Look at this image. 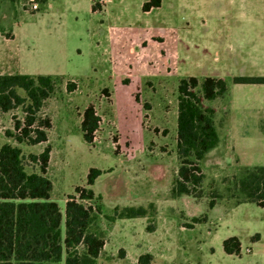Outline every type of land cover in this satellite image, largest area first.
I'll use <instances>...</instances> for the list:
<instances>
[{
	"label": "rangeland",
	"instance_id": "374dc122",
	"mask_svg": "<svg viewBox=\"0 0 264 264\" xmlns=\"http://www.w3.org/2000/svg\"><path fill=\"white\" fill-rule=\"evenodd\" d=\"M93 1L99 9L95 13L90 0H51V7L38 5L37 10L30 0H0V32L10 39L12 29L16 31L13 47H18L20 71L57 78L56 92L41 113L52 122L49 143L29 146L7 137L8 131L16 133L15 118L24 120L18 108L0 112V146L8 143L21 148L29 173L40 172L30 155L51 147L47 176L53 183L51 200L63 215V236L68 197H79L77 187L87 188L91 169L101 171L92 187L101 199L85 201L101 207L92 227L105 242L97 264H140L146 254L152 255L150 264H264V208L253 203L235 205L226 193L248 158L251 165L264 166V145L248 144L249 152L240 154L227 147L228 99L214 104L223 145L202 163L201 197L173 193L180 166V81L219 77L233 87L234 77L264 72L262 57L256 64L246 56H253L264 42L251 34L236 55L226 47L241 42L233 34L227 37L216 31L210 39L203 20L214 15L221 0H164L162 10L151 17L152 27L159 29L154 36L141 33L140 26L146 25L137 16L141 10H136V0L127 2L132 9L129 18H120V9L106 15L101 4ZM177 36L175 58L172 45ZM194 46L206 51L194 52ZM72 85L75 89L69 91ZM90 105L101 118L93 144L84 140L81 129L83 113ZM242 124L246 137L259 141L255 122ZM217 193L222 197L215 198ZM125 207H144L147 216L113 218L115 209ZM195 218L199 221L194 222ZM230 237L241 241L240 256L225 254L223 242Z\"/></svg>",
	"mask_w": 264,
	"mask_h": 264
},
{
	"label": "trees",
	"instance_id": "16d2710c",
	"mask_svg": "<svg viewBox=\"0 0 264 264\" xmlns=\"http://www.w3.org/2000/svg\"><path fill=\"white\" fill-rule=\"evenodd\" d=\"M45 5L47 0H34ZM160 0H151L143 6L147 12L159 7ZM94 9L97 8L94 6ZM55 76L13 74L0 75V112L8 113L18 108L24 120L15 118L16 133L6 132L7 137L19 143L37 146L48 142L52 128L49 117L41 113L56 92ZM234 84H264V77H236ZM74 91L75 86H69ZM24 93L25 95H23ZM228 94V83L221 78L198 79L188 77L178 86V135L177 156L180 163L178 179L173 188L177 197H201L205 179L202 163L220 143L216 124L217 109L214 104ZM101 118L93 105L83 113L81 129L84 140L93 144ZM51 147L46 146L39 155L30 159L39 165L40 172L29 173L22 149L11 144L0 146V264H97L105 242L92 230L96 213L87 202L101 199L92 187L101 171L91 169L87 176V188L77 187L76 195H70L65 209V234L61 225L63 215L58 204L51 200L53 183L47 176ZM227 197L235 205L256 204L264 208V166L242 167L226 188ZM221 198L219 193L214 196ZM209 206H215L211 200ZM147 216L144 207L115 209L113 218L137 219ZM197 218L194 222H198ZM153 232V228L149 227ZM227 255H241V241L230 237L223 242ZM152 255L139 259L140 264H150Z\"/></svg>",
	"mask_w": 264,
	"mask_h": 264
},
{
	"label": "crops",
	"instance_id": "0c3cea01",
	"mask_svg": "<svg viewBox=\"0 0 264 264\" xmlns=\"http://www.w3.org/2000/svg\"><path fill=\"white\" fill-rule=\"evenodd\" d=\"M90 1V8L92 12L95 13L99 11V9H94V1ZM128 1L130 2V0H106L105 4H101V10L105 11L106 15H110L112 10L120 9V18H129L131 16L132 9L130 7L131 4L127 3ZM150 1L151 0H136V10H141V12L139 11L137 13V16L138 18L142 19L144 21V24L146 25L145 28L140 26L141 33L144 32L146 34L154 36L159 33V29L152 27L151 17L156 12L162 10L164 6V0H160L161 4L159 7H153L147 12L143 11L144 4ZM50 2L51 0H47V3L44 6L49 5V7H51ZM203 23L206 26L205 34L210 36V39H212L211 35H213L214 32L220 31V34H224L227 37L229 34H233L235 40L241 41L238 45L230 43L226 44L228 50H233L232 52L235 51L234 53L238 55L244 50L242 42L246 38H249L251 34H256L264 42V0H221V2L218 3L216 9L214 10V15L208 17L207 19L205 18V20H203ZM231 24H234L235 27L229 29L228 26ZM213 26H219V29H213ZM178 38L179 37L177 36L176 40L173 41V43L175 42L176 44L172 45V53L175 58L179 55ZM5 39L6 38H4L2 36V33L0 32V68H3L6 65V71L0 72V75H13L17 73L23 74L20 71L18 47H13V44L17 41L16 31L12 29L11 38L6 39V42L4 43L3 40ZM193 51L203 53L206 51V48L201 49L197 46H194ZM253 51V56H246L251 57V63L257 64L258 59H260L261 57L264 59V44L262 47L255 48ZM237 77H264V72L256 74H242L241 76ZM234 78H232V82ZM233 87H229L228 85V94L225 99H223L225 101L228 99L226 116L227 119L225 123L224 136L226 137L228 143L227 147H231V149H234L235 152L240 154L244 151H248V149L245 148L248 144L255 145L258 142L259 144L264 145V84H234ZM245 120L255 122L259 141L252 140V138L249 139L246 137V133L243 130L244 125L242 124V121ZM220 136L221 140L219 146L213 151L222 149L223 135L221 134V132ZM49 140L47 143H49ZM250 162V158H248L247 163L243 162V167H255L254 165H251ZM257 235V240H260V235ZM246 251L250 254L253 253L251 248H247Z\"/></svg>",
	"mask_w": 264,
	"mask_h": 264
},
{
	"label": "built area",
	"instance_id": "2783aa9c",
	"mask_svg": "<svg viewBox=\"0 0 264 264\" xmlns=\"http://www.w3.org/2000/svg\"><path fill=\"white\" fill-rule=\"evenodd\" d=\"M31 1V7L33 8V9H35V10H37L38 9V5L39 4H37L34 0H30ZM105 2H106V0H97L96 1V3H100V4H105Z\"/></svg>",
	"mask_w": 264,
	"mask_h": 264
}]
</instances>
